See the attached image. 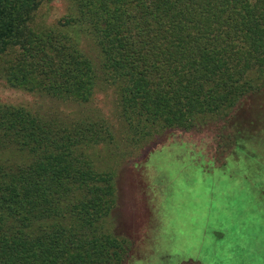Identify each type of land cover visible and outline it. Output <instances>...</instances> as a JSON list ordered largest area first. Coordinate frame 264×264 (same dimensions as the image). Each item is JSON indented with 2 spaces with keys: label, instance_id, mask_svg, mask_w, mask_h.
Wrapping results in <instances>:
<instances>
[{
  "label": "trees",
  "instance_id": "1",
  "mask_svg": "<svg viewBox=\"0 0 264 264\" xmlns=\"http://www.w3.org/2000/svg\"><path fill=\"white\" fill-rule=\"evenodd\" d=\"M43 1L0 0V80L52 101L0 102V264H123L118 160L264 91V0H65L49 25Z\"/></svg>",
  "mask_w": 264,
  "mask_h": 264
},
{
  "label": "rangeland",
  "instance_id": "2",
  "mask_svg": "<svg viewBox=\"0 0 264 264\" xmlns=\"http://www.w3.org/2000/svg\"><path fill=\"white\" fill-rule=\"evenodd\" d=\"M66 9L65 0L43 1L35 20L54 24ZM0 102L40 112L52 105L2 80ZM89 106L113 119L110 91ZM115 168L108 229L128 241L123 264H264V91L226 121L170 130Z\"/></svg>",
  "mask_w": 264,
  "mask_h": 264
}]
</instances>
